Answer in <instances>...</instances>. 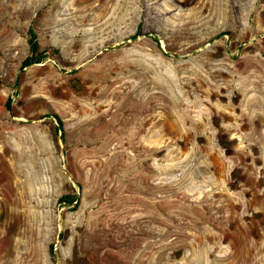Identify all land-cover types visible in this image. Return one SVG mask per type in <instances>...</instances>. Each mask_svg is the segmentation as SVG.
Listing matches in <instances>:
<instances>
[{"label": "rangeland", "instance_id": "374dc122", "mask_svg": "<svg viewBox=\"0 0 264 264\" xmlns=\"http://www.w3.org/2000/svg\"><path fill=\"white\" fill-rule=\"evenodd\" d=\"M0 264H264V0H0Z\"/></svg>", "mask_w": 264, "mask_h": 264}, {"label": "trees", "instance_id": "16d2710c", "mask_svg": "<svg viewBox=\"0 0 264 264\" xmlns=\"http://www.w3.org/2000/svg\"><path fill=\"white\" fill-rule=\"evenodd\" d=\"M27 45H28V56L24 59V61L21 63V70H24L31 66L36 65H42L44 64L51 56L48 54L47 50H41V47L39 45V40L36 32L33 28H29L27 32ZM10 104H7V107H9ZM56 119V127L57 131L60 130L63 132V125L62 122L57 118V116H54ZM64 135L62 133L61 138L63 139ZM77 198L75 195H64L58 200V204L71 208L73 211H75L78 207L76 205ZM50 255H53L52 249L50 250Z\"/></svg>", "mask_w": 264, "mask_h": 264}, {"label": "water", "instance_id": "95a60500", "mask_svg": "<svg viewBox=\"0 0 264 264\" xmlns=\"http://www.w3.org/2000/svg\"><path fill=\"white\" fill-rule=\"evenodd\" d=\"M153 38H154V40H156V41L159 39L158 36H154ZM135 39H136V38H135ZM22 72H23V70H21V71L19 72V75H20ZM18 81H19V76L17 77V80H16V82H15V88L17 87ZM58 135H59V136L62 135V132H61L60 130H58Z\"/></svg>", "mask_w": 264, "mask_h": 264}]
</instances>
